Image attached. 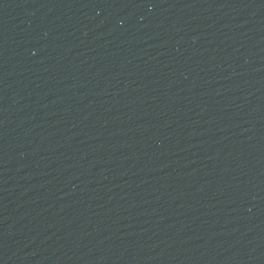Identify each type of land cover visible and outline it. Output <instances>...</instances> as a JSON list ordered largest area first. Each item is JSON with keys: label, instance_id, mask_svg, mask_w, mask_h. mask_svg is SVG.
<instances>
[{"label": "water", "instance_id": "1", "mask_svg": "<svg viewBox=\"0 0 264 264\" xmlns=\"http://www.w3.org/2000/svg\"><path fill=\"white\" fill-rule=\"evenodd\" d=\"M0 264H264V0H0Z\"/></svg>", "mask_w": 264, "mask_h": 264}]
</instances>
